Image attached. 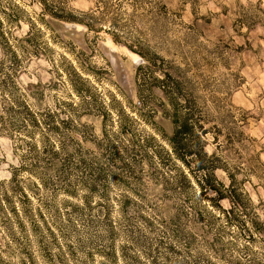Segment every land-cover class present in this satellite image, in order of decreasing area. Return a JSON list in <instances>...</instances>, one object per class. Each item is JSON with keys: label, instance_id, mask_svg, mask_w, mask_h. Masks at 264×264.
I'll list each match as a JSON object with an SVG mask.
<instances>
[{"label": "rangeland", "instance_id": "1", "mask_svg": "<svg viewBox=\"0 0 264 264\" xmlns=\"http://www.w3.org/2000/svg\"><path fill=\"white\" fill-rule=\"evenodd\" d=\"M74 14L95 17L94 30ZM0 20L18 37L31 21L42 31L33 26L42 53L20 80L44 85V105L74 100L70 159L59 155L66 172L26 189L30 202L19 190L7 192L9 202L0 196V264H264V0H0ZM138 50L153 62L146 74ZM7 70L0 44V75ZM165 72L178 83L179 105L196 110L192 120L206 130L213 157L204 166L226 185L223 168L235 174L254 223L224 212L230 201L213 192L211 214L197 220L146 166L131 173L115 160L104 134L118 129L120 110L136 120L130 131L165 143L155 130L169 112ZM13 144L0 130V186L18 163Z\"/></svg>", "mask_w": 264, "mask_h": 264}, {"label": "trees", "instance_id": "2", "mask_svg": "<svg viewBox=\"0 0 264 264\" xmlns=\"http://www.w3.org/2000/svg\"><path fill=\"white\" fill-rule=\"evenodd\" d=\"M40 3L42 6L46 5L45 2ZM50 16L62 19L53 10L50 11ZM7 23L11 24L10 21ZM74 23L94 30L95 17L90 14H74ZM31 24L42 32L32 21ZM33 26L18 37L0 20V44L4 60L9 65V70L0 75V130L13 140V153L18 155V163L11 166L10 178L0 186V196L4 197L5 202L10 199L7 192L15 190L21 192L22 203L30 202L32 199L26 189L40 190L48 184V173L66 172L61 167L60 153L66 155L64 161L70 159L68 145L71 136L67 131L74 123V100L59 99L53 104L44 105V85L41 82L23 83L20 80L19 72L24 69L25 62L42 53L38 33L33 31ZM138 53L142 57L138 69L146 74L151 71L148 69L153 66V62L141 50ZM164 74L166 77L160 82L163 91L170 94L164 96L169 112H165L163 118L159 119L155 130L166 144L150 133L130 131V122L136 120L120 110L122 115L118 129L111 134L104 130V135L109 137L108 145L115 160L131 173L135 171L136 164L146 166L150 171V179L163 193L171 197L172 201L180 200L185 203L187 215L193 209L197 220L205 217V211L211 214L213 207L206 204L213 202V197L209 195L213 192L222 194L230 201L231 208H223L224 212H237L254 223V218L259 215L235 174L228 168H223L230 179L229 185H226L218 179L213 169L204 166L207 162H212L210 159L213 157L204 149L203 137L206 130L203 124L196 125L193 122L192 115L196 110L179 105L177 97L173 96L178 90V83L170 79L169 73ZM84 103L83 100L80 105ZM165 120L171 125L170 131L163 125ZM124 134L128 137L125 138L126 141L116 139ZM55 185L64 187L66 182L58 181ZM3 210L2 206L0 213ZM248 244L249 242L244 244L243 248L248 249Z\"/></svg>", "mask_w": 264, "mask_h": 264}]
</instances>
